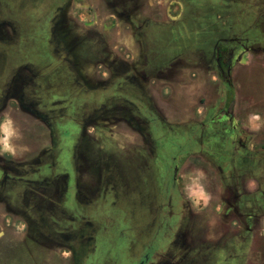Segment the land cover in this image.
<instances>
[{
  "label": "rangeland",
  "instance_id": "374dc122",
  "mask_svg": "<svg viewBox=\"0 0 264 264\" xmlns=\"http://www.w3.org/2000/svg\"><path fill=\"white\" fill-rule=\"evenodd\" d=\"M145 1L160 4L143 5ZM172 1L175 0H0V92L6 95L0 101V168L15 165L21 174L18 170L11 173L22 176L24 171L33 173L41 162L53 163L52 156L48 157L52 151L49 150L52 144L49 143L48 130L42 121L24 110L31 102L39 106L32 83L37 71H48L66 58L67 63L71 61L78 81L89 89H95L86 94L88 105L83 109V118L89 123L84 136L76 141L77 135L74 133L73 138L77 142L74 145L73 165L80 176L76 179L72 201L79 213L65 207L67 200L63 195L68 185L65 176L61 177L65 181L58 192L48 189L47 198L35 196L32 189H23L22 185L5 187L6 191L14 190L17 194L0 192V264H98L107 262L110 257L121 264H132L134 258L131 256L143 253L144 247H131V243L122 248L118 246L112 254L111 251L118 243V237L130 239L128 231L133 224L138 227L136 233L142 236L144 243L150 238L151 228L158 225L161 206L158 184L155 180L146 183L142 177L134 178L138 168L139 174L145 173L140 161L138 165L134 164L135 156L144 163L148 162L149 171L145 174H152L155 178L158 150L148 125L145 126L139 119L134 121L135 125L129 124L134 117L131 113L137 108L134 102H138L134 98L128 99V95L121 99L117 95L113 97L112 93L107 95L114 82L103 80H110L123 72L134 79L133 75L140 72L139 68L147 60L155 59V53H161L169 62L179 60L180 65L184 62L186 66L195 67L192 66V52L201 54L207 61L216 42L232 33L231 22L227 28L226 25L224 27L218 19L220 16L229 14L234 22V33L255 20L249 17L242 21V10L247 0H227L223 6V0H217L216 4L213 0H178L185 7L182 19L171 24L166 36L160 37L150 22H147V35L139 36L125 13L135 12L133 19L137 16L138 20L152 19L154 15H158L155 18L158 20L160 17L170 20L179 13L177 5H171ZM119 12L126 15L116 19ZM245 59L248 68L255 67L259 71L256 100L260 118L255 124L263 126L261 133L264 136V65L256 55L247 54ZM64 75L60 79L55 76L42 82H69ZM135 83L142 87L149 102L148 107L158 118L163 119L159 115L161 106L166 110L177 108L175 100H170L171 93L175 96L176 91L181 92L182 82H129L128 86L136 89ZM183 83L185 97L191 96L198 101V105L191 110L205 111L209 105L205 103L199 106L200 95L196 84L190 85L189 91L188 82ZM240 84L241 87L244 82ZM177 86L180 90L173 88ZM218 92L219 87H216V94ZM183 93L179 96L180 101L185 98ZM121 94H124L123 91ZM247 97L241 87L237 99L239 109L246 103ZM40 100L42 108H47L48 103L53 102L49 96ZM156 101L160 104H156ZM80 104L72 109L79 115L82 114L79 112ZM59 146L58 141L53 145L55 160ZM199 160L192 158L190 162L181 164V188L188 200L184 218L191 229L190 245L193 241L197 243V239L202 242L190 253L205 256H202L205 262L200 258L196 264H210L206 257L215 253L232 254L237 260L234 264H241V233L236 230L240 222L233 224L236 228L233 245L227 248L228 220L225 207L219 206L223 200L214 199L210 193L212 186L208 163ZM147 184L152 187L154 195L150 215L146 210L149 199L142 195L149 189ZM103 190L111 198L101 199L99 193ZM54 193L57 197L53 196ZM135 198L142 208L137 213L132 210L136 204ZM34 206L37 208L34 209ZM178 208L180 210L181 205ZM147 217L152 218L153 223L145 231L141 219ZM70 222L72 225H69ZM206 226L213 231H205L203 236L193 230L195 227L207 230ZM124 227L128 231L120 234ZM157 264L172 263L166 261ZM211 264L220 263L212 261Z\"/></svg>",
  "mask_w": 264,
  "mask_h": 264
},
{
  "label": "flooded vegetation",
  "instance_id": "af4514ba",
  "mask_svg": "<svg viewBox=\"0 0 264 264\" xmlns=\"http://www.w3.org/2000/svg\"><path fill=\"white\" fill-rule=\"evenodd\" d=\"M213 2L216 4L217 0H213ZM226 2L227 0H223L221 2L222 6L224 3L226 5ZM115 4L119 6L117 3ZM159 4L160 2L153 3V1H145L143 3V5L150 6H158ZM245 4L244 10H242V21L251 17V19L255 18L254 22L251 24L247 23L245 26L243 24V30L239 31L238 33L240 34H238L237 32L234 33V22L229 14L227 16L221 14L222 16L218 18L219 21L224 27L226 25V28L231 22L233 25V28L231 27L232 33L225 35L216 42L209 60L206 61L201 54L192 52V66L195 67H191L190 65L186 66L184 62L180 65L179 60L169 62L161 56V53H155L154 58L160 60H147V63L139 68L140 72L133 75L134 79H130V76L123 72L124 74H119L120 76L118 75L110 80H103V82H114L111 88L109 87L107 90V95L112 93L113 97L117 95L120 99L128 95L126 96L128 99L134 98L138 102H134L137 108L131 113L134 117L133 121L131 119V122H129L130 126L135 125L134 121L136 120L137 122L139 119L145 126L148 125L153 133L158 150L156 176L154 178L152 174H145L149 171L148 162L144 163L135 156L134 164L138 165L140 161L145 173L139 174L140 168H138L134 178L137 176L142 177L146 183L155 180V183L159 186L158 200L161 204L158 211V225L156 228L152 227V230L150 229L149 240L145 237L147 242L145 241L144 243L142 236L136 233L138 227L134 226V224L129 228V231L127 227H124L119 233L121 234L127 230L130 239L118 237V243L116 242L117 244L112 249L111 254L118 246L122 248L125 247L124 245L131 243V247L133 245L134 247L137 245L144 247L140 256L135 254L137 257L139 256L138 258L134 257V255L131 256L134 258L132 264H157L166 261L172 264H182L184 262L196 264L200 258L202 262H205L203 260L205 258L204 255H202L203 258L201 255L190 253L191 249H194L197 245L200 246L202 242L201 239H197V243L193 241L192 245H190L189 232H191V229L187 227L184 218L188 200L181 188V177H183L181 164L190 162L192 158H198L200 159L199 161H203L205 164L208 163L209 179L212 186L210 193L214 199L223 200V202L219 203V206L223 205L225 207V215L228 220L226 231L230 239H227L225 246L229 248L233 245L232 239L235 235L234 229H236L233 224L239 221L240 226L236 230H240L241 233L242 263H264V136L261 133L263 126L250 123L251 120L246 110V103L242 104L239 109L240 105H237V99L238 87H240L239 84L241 82H234L232 77L234 68L240 63L242 58L246 61L245 57L247 54L256 55L258 61L264 65V0H256L255 2L247 0ZM171 5H177L179 13L170 20L165 19V17H160V20L155 19L158 18V15L152 16V19L138 20L137 16L133 19L135 12L125 13L136 28V33L139 36L147 35V22H150L161 37L162 35L166 36L170 32L172 23L181 21L184 13L185 7L180 1H172ZM119 8L121 7L119 6ZM125 13L119 12L116 19L124 17ZM142 26L144 27L142 28ZM65 59L48 71L39 70L36 72L35 82L32 83L38 95L36 102L39 103V106L36 107V103L31 102L30 106H25L24 108L27 113L42 121L48 130L49 143L52 144L49 149L52 151L51 153L49 152L48 157L52 156L53 163L41 162L37 165L38 167L34 168L33 173L24 171L22 176L11 173V171L18 170L15 165L0 168V192L6 195L17 194L14 190L9 189L6 191L5 187L22 185L23 189H32V193H35V196L47 198L48 189L51 188L52 191L57 190L58 192V189L62 187L61 185L65 181L61 177L65 176L68 181L67 190L65 195H63V198L67 200L65 207L79 213L78 208L72 201L77 185L76 179L80 176L76 173L73 165L74 145L78 139L82 140L86 125L89 123L83 118L85 112L83 109L88 105L86 94H89L90 90L94 91L95 89H89L86 84L79 82L71 61L67 63ZM176 66L182 71L184 69L190 70L187 74L189 80L195 76L194 71L202 67L210 74L215 75L217 81L205 82V94L200 96L202 100L199 103V106L208 103L209 106L207 105L208 108L205 111H193L191 109L178 111L160 110L159 115L163 118L160 119L148 107L149 102L145 98L146 94L143 92L142 87L137 83H135L136 89L128 85H130L129 82H150L151 84L154 82H167V80H161ZM63 75L64 79H68L69 82H42L48 81L55 76H59L58 79H60ZM216 87H219L218 94H216ZM121 91L124 94H121ZM179 93L176 91L174 96L172 92L170 100H175L178 104V101H180L179 96L182 95L181 92ZM5 96V94L0 92V101ZM46 96H49V99H52L53 102L50 101L47 108H42L40 103L43 101L40 99ZM82 97L84 98L83 100ZM78 103H81L79 112H82V114L80 115L72 110ZM74 133L77 135L75 142L73 140ZM57 141L60 146L57 150L58 158L55 160L56 152H53V145ZM17 172L20 173L19 170ZM148 188L142 195L149 199L146 210L148 215H150L152 211L150 205L154 195H152V187L149 186ZM105 193V190L99 193L101 199L108 200L111 198ZM53 196L57 197L55 193ZM137 196L135 195V197ZM135 203V207L132 210L137 213L136 211L142 208L138 206L136 198ZM178 205H181L180 210ZM36 208L37 206H34V209ZM152 221L150 217L141 219L142 228L145 231L148 230L149 224L152 226ZM134 223L137 225L136 222ZM69 225H72L71 222ZM206 227L208 228L207 230L196 227L193 230L196 233L198 231V234L203 236L202 234L205 231H213L209 226ZM210 255L206 257L210 264L212 261L224 264L229 260H231V264L237 263L236 257L232 254L215 253ZM251 258L254 259L251 260ZM110 259L107 262L102 261L98 264H121L119 260L111 257Z\"/></svg>",
  "mask_w": 264,
  "mask_h": 264
},
{
  "label": "crops",
  "instance_id": "0c3cea01",
  "mask_svg": "<svg viewBox=\"0 0 264 264\" xmlns=\"http://www.w3.org/2000/svg\"><path fill=\"white\" fill-rule=\"evenodd\" d=\"M187 69L179 70V67H175L174 69H171L168 74H166L161 81L167 80V82H188V90L190 85H195L198 90L199 95L205 94V87L206 85L203 84V82H210L212 80L217 81V78L215 75L210 74L205 68L200 67L198 70H195V76L189 80V77H187V74L189 73ZM258 69L257 68H248L246 66V61L242 58L240 63L234 68L232 72V77L234 82H244V85L241 87L244 88V94H247L248 97L252 98H246V110L248 111L249 119L251 120L250 123H255L259 120L260 111L257 109V100L256 95L258 93ZM184 73V74H182ZM182 87L184 88L185 84L181 83ZM238 87V90L239 88ZM175 90H180V88L173 87ZM180 90L182 93L184 89ZM190 91V90H189ZM239 93V92H238ZM184 97L186 96L183 93ZM196 98L185 97L182 101H178L177 108L174 110H188L191 109L193 106L198 105V101H196ZM202 98L199 99V102H201ZM183 104L181 106V104ZM156 104H160L158 101H156ZM161 111L166 110L163 109V107H160ZM170 109L167 108L166 111H169Z\"/></svg>",
  "mask_w": 264,
  "mask_h": 264
}]
</instances>
